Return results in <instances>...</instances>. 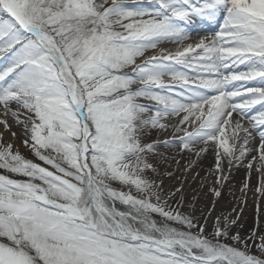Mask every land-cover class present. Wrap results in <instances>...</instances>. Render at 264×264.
Masks as SVG:
<instances>
[{
	"label": "snow or ice",
	"instance_id": "snow-or-ice-1",
	"mask_svg": "<svg viewBox=\"0 0 264 264\" xmlns=\"http://www.w3.org/2000/svg\"><path fill=\"white\" fill-rule=\"evenodd\" d=\"M0 126V264H264V0H0Z\"/></svg>",
	"mask_w": 264,
	"mask_h": 264
},
{
	"label": "bare ground",
	"instance_id": "bare-ground-1",
	"mask_svg": "<svg viewBox=\"0 0 264 264\" xmlns=\"http://www.w3.org/2000/svg\"><path fill=\"white\" fill-rule=\"evenodd\" d=\"M143 102V101H142ZM235 116V114H234ZM238 119V117H235ZM245 125L247 122H244ZM191 130V129H189ZM0 131H3L2 126H0ZM229 134L230 130H229ZM168 136L161 135L160 140L163 141L167 139ZM6 139L11 141V138L6 135ZM152 139H156L155 133L152 136ZM258 143V141L256 142ZM160 153H162L164 156L169 157V160L167 161H160L159 163V170L161 174L167 172H172L173 176L168 177L167 175H162V178L165 182L166 187H179L181 184V181H183V186L186 190L185 195L186 199L188 201L192 200V197H196V214H200V210L204 209L207 211V209L212 208L213 200H216V208H215V214H219L220 212H231L233 207H236V204L234 202H237L236 199L240 198L241 192V182L246 179L247 172L243 168H234L232 170L231 178L224 187L223 196L224 199L223 202L219 200L220 198H214L211 191H209V188L211 186V182L214 180V177L208 176V169L213 166L214 163V157L212 155L211 150L204 154V156L199 159L197 164L191 168L188 169L187 172H185V168H187L189 164V158L186 155L177 154L174 149H164L160 148L158 150ZM175 157L174 159H171V157ZM251 159V157H249ZM178 162V163H177ZM194 170V171H193ZM199 173V175H197ZM207 176V182H205V177ZM259 176L255 172L252 175L251 178V185L255 186L259 182ZM203 182V187H201V184ZM238 197V198H237ZM225 199H227L225 201ZM239 210V209H237ZM259 211H260V220L262 223H264V199L261 197L259 199ZM257 215V205L255 202V198L251 192L248 193L247 197V204L244 206L242 217H243V223H244V229H242V232H246L255 222ZM211 229L209 228V231Z\"/></svg>",
	"mask_w": 264,
	"mask_h": 264
},
{
	"label": "rangeland",
	"instance_id": "rangeland-1",
	"mask_svg": "<svg viewBox=\"0 0 264 264\" xmlns=\"http://www.w3.org/2000/svg\"><path fill=\"white\" fill-rule=\"evenodd\" d=\"M194 171V170H193ZM238 198V197H237ZM263 199H264V197H263ZM219 200H221V198L219 199ZM223 198H222V200H221V202H223ZM227 199H225V201H226ZM236 201H237V199H236ZM234 204H236V202H234Z\"/></svg>",
	"mask_w": 264,
	"mask_h": 264
}]
</instances>
